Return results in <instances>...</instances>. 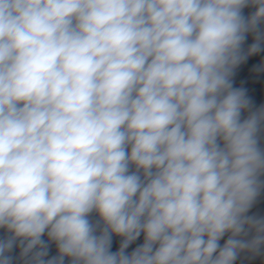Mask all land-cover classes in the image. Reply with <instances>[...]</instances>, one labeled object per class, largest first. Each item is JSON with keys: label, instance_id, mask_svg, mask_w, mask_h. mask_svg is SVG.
Wrapping results in <instances>:
<instances>
[{"label": "clouds", "instance_id": "9594fccd", "mask_svg": "<svg viewBox=\"0 0 264 264\" xmlns=\"http://www.w3.org/2000/svg\"><path fill=\"white\" fill-rule=\"evenodd\" d=\"M262 25L264 0H0V264L264 254V106L233 85Z\"/></svg>", "mask_w": 264, "mask_h": 264}]
</instances>
